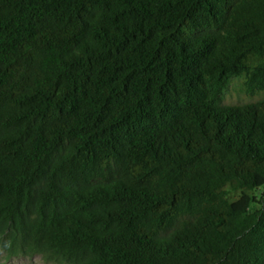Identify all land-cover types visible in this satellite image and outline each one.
<instances>
[{
	"label": "trees",
	"instance_id": "trees-1",
	"mask_svg": "<svg viewBox=\"0 0 264 264\" xmlns=\"http://www.w3.org/2000/svg\"><path fill=\"white\" fill-rule=\"evenodd\" d=\"M264 0H0V252L264 264ZM257 205V206H256Z\"/></svg>",
	"mask_w": 264,
	"mask_h": 264
},
{
	"label": "rangeland",
	"instance_id": "rangeland-1",
	"mask_svg": "<svg viewBox=\"0 0 264 264\" xmlns=\"http://www.w3.org/2000/svg\"><path fill=\"white\" fill-rule=\"evenodd\" d=\"M245 79L242 77H233L228 87L224 90L221 98L222 105H235L247 102H253L264 99V91L250 93L246 91L244 85ZM257 206V205H256ZM0 264H54L45 261L41 256L17 257L8 259L0 252Z\"/></svg>",
	"mask_w": 264,
	"mask_h": 264
}]
</instances>
